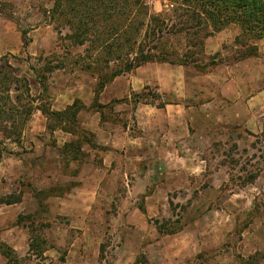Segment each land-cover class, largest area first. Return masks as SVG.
<instances>
[{
  "label": "rangeland",
  "instance_id": "1",
  "mask_svg": "<svg viewBox=\"0 0 264 264\" xmlns=\"http://www.w3.org/2000/svg\"><path fill=\"white\" fill-rule=\"evenodd\" d=\"M56 1L0 0V54L22 59L14 66L29 80L33 96H42L38 107L64 111L69 103L80 101L72 124L66 118L47 119L35 110L20 144L0 132V200L23 192L20 208L0 204V215L16 216V223L28 232L22 261L264 264V127L257 132L234 124L242 111L226 108L233 97L223 96L241 93L246 85L242 71L232 69L239 62L235 40L241 30H223L229 40L216 66L201 70L147 64L108 84L98 108L93 104L97 79L82 60L87 47L67 38L66 18L53 13ZM174 1L145 0L152 13L169 15L178 6ZM170 45L182 51L188 41L172 38ZM211 51L200 58L201 66L217 54L215 46ZM41 56L61 66L49 74L46 95L31 69L40 67ZM231 75L237 82H230ZM166 104L185 107L187 125L183 116L180 124L173 110L176 118L170 122L162 110ZM95 116L106 136L114 137L124 128L132 139L121 141L118 135L127 145L114 149L95 142L97 148L92 149L82 134L70 136L58 129L78 127L79 133L94 137L85 124ZM8 158L11 163H3ZM18 158L26 172L14 166ZM87 165L101 173L102 188L89 219L75 226L73 219L80 214L60 215L58 209L70 201L73 212L84 213L88 196H70L80 188L72 177L83 168L90 173ZM11 256L10 264L21 261L14 251Z\"/></svg>",
  "mask_w": 264,
  "mask_h": 264
},
{
  "label": "trees",
  "instance_id": "2",
  "mask_svg": "<svg viewBox=\"0 0 264 264\" xmlns=\"http://www.w3.org/2000/svg\"><path fill=\"white\" fill-rule=\"evenodd\" d=\"M174 3L178 6L173 15H169L152 13L145 0L56 1L53 13L66 18L67 38L75 46L87 47L82 60L85 70L97 79L94 105L100 108L101 94L117 77L147 64L193 65L201 70L216 66L221 53L208 65H200V58L205 56L206 40L230 26L241 30L235 40L239 47L235 51V61L259 57V42L264 40V0H177ZM172 38L186 39L187 48L180 51L171 46ZM54 52H50L52 56ZM21 60L12 54H0V132L17 144L21 143L35 110L41 111L47 119L66 118L71 124L80 111L76 108L79 100L60 112L44 105L38 107L42 96H33L29 80L14 66V62ZM40 62L38 69H31L46 95L49 74L61 66L50 57L41 56ZM58 129L78 137L82 134L88 146L97 148L91 133H79L78 127ZM22 199L23 192L17 197L1 199L0 204L13 205ZM5 250L3 253L10 264L13 250Z\"/></svg>",
  "mask_w": 264,
  "mask_h": 264
},
{
  "label": "crops",
  "instance_id": "3",
  "mask_svg": "<svg viewBox=\"0 0 264 264\" xmlns=\"http://www.w3.org/2000/svg\"><path fill=\"white\" fill-rule=\"evenodd\" d=\"M229 40L228 35L224 33V31L219 32L215 36H212L206 40L205 44V51L208 54H212L213 51H211L212 47L215 46V53H220L225 43H228ZM217 71H221V67H216ZM232 69L235 70H241L242 73H239V75L242 74L241 77L244 78L246 81V85L244 86V89L241 93L237 91L234 92L232 95H228L223 93V96L229 98L233 103H229L226 108L228 109H241L242 113L233 118L234 124H243L246 128L249 130H255V131H262L264 127V40L259 42V57L257 58H250L243 61H239L236 64L233 65ZM232 77V78H231ZM231 81L230 82H237V77L234 75H231ZM132 82V81H131ZM258 86V88H257ZM59 98L55 100V102H59ZM75 101V100H74ZM73 101V102H74ZM72 103H69L64 110L70 106ZM88 104V103H87ZM56 106V103L54 104ZM172 107V109H170ZM56 108V107H55ZM62 109V110H63ZM52 110H55L54 107ZM163 112H168V117H170V122L175 120L176 115H173L171 113V110L176 112L178 114V118L180 121V124H182V116L185 118L184 124L187 125V110L185 107H182L181 105H172V104H166V106L162 109ZM55 111H61L59 108H57ZM183 112H186V115H183ZM41 113V112H40ZM42 114V113H41ZM43 115V114H42ZM253 121L255 123H253ZM87 126V129L94 134L95 142L99 146H108L114 149H120L122 146L127 145L125 143H120L122 140L128 138L129 140L132 139V136L129 134L128 129L121 128V131L117 133L116 136L108 135L106 136L105 131L103 130V124H101L100 118L95 116L93 118V121H90L88 124H85ZM71 136V134H68ZM118 135L121 138V141L117 140ZM64 144V143H62ZM11 159H6L3 163H11ZM16 165H19L18 170L23 169L24 171L27 169V166L25 163H23V160L18 158V160H14ZM13 161V162H14ZM204 161H202L203 163ZM107 160L104 159V166L107 165ZM2 165V164H1ZM95 167V166H93ZM87 168L88 165H87ZM91 172L87 171L83 168V170L80 171V173L76 176L74 175L72 178L74 180L78 181L80 183V188L77 189L76 196L72 195L74 197H80L83 195L88 196L87 198V204L82 208L83 212L80 211L79 213L73 212L72 203L70 201L64 202V206L58 209V214L60 215H77L80 214V217H75L73 219L72 224L73 225H79L86 223V220L90 210L93 209V205L96 201V195L101 193V173L99 171L94 170L92 168H89ZM26 172V171H25ZM22 173H20L21 175ZM11 176V174L9 175ZM113 192V191H111ZM74 203H76L74 201ZM23 204V202L13 204V205H6L7 208H17ZM3 214V213H2ZM87 218V219H86ZM17 218L14 217H5L3 215H0V264H7L8 258L3 253V249L5 247H10L15 254L19 255L20 257H23L28 252L29 247V235L25 228L21 227L19 224L16 223ZM73 247L69 251V257L72 255V252H74L76 245H72ZM73 256V255H72ZM70 259H67V262H69ZM18 264H37V261L33 262H23L22 259Z\"/></svg>",
  "mask_w": 264,
  "mask_h": 264
}]
</instances>
